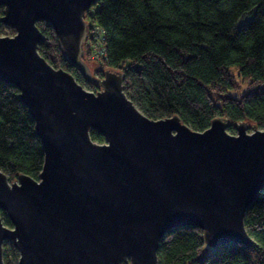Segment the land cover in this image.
<instances>
[{"label":"water","instance_id":"water-1","mask_svg":"<svg viewBox=\"0 0 264 264\" xmlns=\"http://www.w3.org/2000/svg\"><path fill=\"white\" fill-rule=\"evenodd\" d=\"M97 0H0V80L18 89L43 162L36 178L0 169L2 242L16 264H159L157 246L174 227L201 229L203 248L252 244L243 221L264 185V127L216 116L197 130L172 114L150 117L126 95L120 70L94 76L83 60L84 16ZM50 23L64 59L90 90L37 46ZM90 130L103 136L91 138Z\"/></svg>","mask_w":264,"mask_h":264},{"label":"trees","instance_id":"trees-1","mask_svg":"<svg viewBox=\"0 0 264 264\" xmlns=\"http://www.w3.org/2000/svg\"><path fill=\"white\" fill-rule=\"evenodd\" d=\"M84 18L88 32L82 58L92 75L101 76L105 68L120 70L124 92L147 116L176 114L197 130L216 116L230 121L229 131L241 120L264 127V0H97ZM35 24L44 35L39 53L84 87L99 88L64 59L50 23L40 19ZM94 26L100 55L93 50ZM0 30L14 32L1 21ZM230 64L247 80L239 97L222 94L236 83ZM17 93L14 85L0 80V169L9 178L18 173L36 178L43 150ZM90 136L103 139L95 130ZM0 217L10 225L1 208ZM243 221L252 244L228 242L209 250L203 248L199 227H174L158 242V263L264 264V185L246 207ZM9 249L15 252L11 242ZM3 262L16 264L5 253Z\"/></svg>","mask_w":264,"mask_h":264},{"label":"rangeland","instance_id":"rangeland-1","mask_svg":"<svg viewBox=\"0 0 264 264\" xmlns=\"http://www.w3.org/2000/svg\"><path fill=\"white\" fill-rule=\"evenodd\" d=\"M0 34H11V33H9L8 30H0ZM228 70L233 75L236 83L234 86L226 88L222 94L227 95V96L239 97L247 89V80H244L241 78V75L239 74L238 66L236 64L228 65ZM136 106L138 107V105ZM9 248H10V241H8L7 239H4L2 242L3 253L8 255V257L10 258L15 257V261H16L17 256H18L17 249L14 247L15 252L13 253Z\"/></svg>","mask_w":264,"mask_h":264},{"label":"built area","instance_id":"built-area-1","mask_svg":"<svg viewBox=\"0 0 264 264\" xmlns=\"http://www.w3.org/2000/svg\"><path fill=\"white\" fill-rule=\"evenodd\" d=\"M90 30H91V34L95 38V40L93 41V50H94L96 55H100L102 53V49L98 45L99 44V38H100L99 29L97 26H94Z\"/></svg>","mask_w":264,"mask_h":264}]
</instances>
